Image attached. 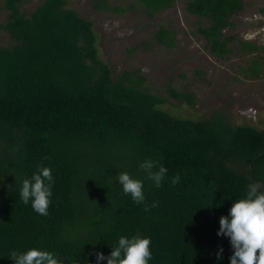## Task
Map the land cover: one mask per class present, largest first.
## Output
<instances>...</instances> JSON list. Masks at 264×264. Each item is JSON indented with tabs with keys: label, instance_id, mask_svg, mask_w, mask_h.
<instances>
[{
	"label": "trees",
	"instance_id": "trees-1",
	"mask_svg": "<svg viewBox=\"0 0 264 264\" xmlns=\"http://www.w3.org/2000/svg\"><path fill=\"white\" fill-rule=\"evenodd\" d=\"M22 3L5 0L0 24L10 37L0 46V264L32 248L55 253L60 264H97V253L108 257L120 237L137 234L151 240L148 264H230L234 251L230 238L217 235L220 218L246 198L249 184H264V130L233 124L221 111L207 120L172 116L161 109L167 97L151 93L141 74L113 77L92 22L67 0H44L29 15ZM136 3L152 17L175 0ZM95 6L109 8L106 0ZM244 7L243 0L186 5L210 21L199 32L222 59L234 41L222 32ZM155 39L175 44L163 27ZM240 45L256 54L247 69L259 76L264 45ZM167 95L196 104L193 94L171 86ZM148 159L168 170L159 188L139 167ZM38 166L53 177L46 216L18 194ZM119 172L143 182L144 203L124 194Z\"/></svg>",
	"mask_w": 264,
	"mask_h": 264
},
{
	"label": "rangeland",
	"instance_id": "rangeland-1",
	"mask_svg": "<svg viewBox=\"0 0 264 264\" xmlns=\"http://www.w3.org/2000/svg\"><path fill=\"white\" fill-rule=\"evenodd\" d=\"M4 1L0 0V24L7 20ZM43 1L23 0L21 10L29 15ZM96 1L67 0V8L92 22L99 57L112 68L114 78L125 71L141 74L151 93L167 97L161 109L174 117L207 120L221 111L233 124L264 130V69L259 76L250 73L247 68L256 54L244 52L240 45H264V0H243L244 9L230 19L233 26L222 36L234 41L225 59L209 51L199 31L210 21L187 12L190 0H175L152 17L136 0H106L108 9H96ZM161 27L175 37L173 47L155 39ZM9 43V35L0 29V46ZM169 86L193 94L196 104L169 97Z\"/></svg>",
	"mask_w": 264,
	"mask_h": 264
},
{
	"label": "clouds",
	"instance_id": "clouds-1",
	"mask_svg": "<svg viewBox=\"0 0 264 264\" xmlns=\"http://www.w3.org/2000/svg\"><path fill=\"white\" fill-rule=\"evenodd\" d=\"M158 161L151 159L142 162L139 167L146 173V178L155 183L159 188L164 179L167 168L157 166ZM123 188L125 195H131L136 204L145 202L143 182L131 178L127 172H119L115 178ZM179 174L172 178V184L179 183ZM52 171L48 167L38 166L31 180L24 179L19 188V197L27 205L31 201V207L42 216L48 215L50 197L52 196ZM264 184L255 182L248 185L246 198L236 200L229 210L228 217L220 218L218 236H227L234 254L230 257V264H264ZM158 206L153 202L151 207ZM145 211L150 208L146 205ZM151 240L142 238L139 234L132 238L120 237L118 244L108 257L97 253V264L107 260V264H148L152 258L150 251ZM221 248L217 257L220 258ZM11 260L14 264H60L56 254L32 248L25 253L12 251Z\"/></svg>",
	"mask_w": 264,
	"mask_h": 264
},
{
	"label": "water",
	"instance_id": "water-1",
	"mask_svg": "<svg viewBox=\"0 0 264 264\" xmlns=\"http://www.w3.org/2000/svg\"><path fill=\"white\" fill-rule=\"evenodd\" d=\"M263 31H264V25H263Z\"/></svg>",
	"mask_w": 264,
	"mask_h": 264
}]
</instances>
